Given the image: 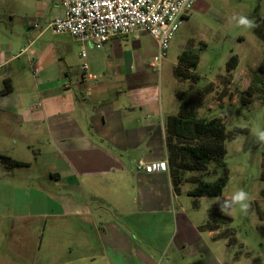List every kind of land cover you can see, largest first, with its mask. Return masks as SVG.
Here are the masks:
<instances>
[{
  "label": "crops",
  "instance_id": "crops-1",
  "mask_svg": "<svg viewBox=\"0 0 264 264\" xmlns=\"http://www.w3.org/2000/svg\"><path fill=\"white\" fill-rule=\"evenodd\" d=\"M61 8L50 19L28 25L30 34H35L27 43L0 44V154L29 164L5 175L0 162V194L5 188L41 192L47 174L65 192L75 188L81 195L69 214L48 212L50 202L42 199L31 200L23 211L15 202L4 203L0 198V209L9 210L0 217V224L9 217L8 228L0 227V264H227L230 246L218 236L220 229H202L209 219L194 220L178 205L181 196L169 166H161L169 162L167 120L178 110H168L160 91L148 88L140 60L136 70L127 67L128 56L119 54L118 41L123 37L112 38L104 46L113 54L109 59L123 60L112 84L100 82L90 72L97 70L94 61L85 62L88 69L81 67V74L73 71L64 35L50 27L63 14ZM50 34L59 39L51 41ZM6 81L13 90L3 94ZM111 91L113 98H101ZM140 160L153 164L154 170L138 169ZM52 162L59 163V169L53 166L52 170ZM21 169L34 176L16 183L13 177ZM105 194L119 219L103 220L97 213L99 220L94 223L96 214L88 209L93 208L89 199ZM61 199L69 201L67 196ZM74 214L83 222L91 217L99 226L91 231L81 225L75 228L76 247L86 254L59 261L55 252L44 250V240L53 233H49L50 221L58 218L68 224V216ZM97 240L99 247L93 243Z\"/></svg>",
  "mask_w": 264,
  "mask_h": 264
},
{
  "label": "rangeland",
  "instance_id": "rangeland-1",
  "mask_svg": "<svg viewBox=\"0 0 264 264\" xmlns=\"http://www.w3.org/2000/svg\"><path fill=\"white\" fill-rule=\"evenodd\" d=\"M59 1L0 0V44H9L12 41L27 43L28 39L35 34H30L32 32L29 31L28 25L35 21L40 23L41 18L48 20L58 12L60 13L62 8ZM240 16L251 20L253 26L249 28L240 25L238 23ZM263 19L264 0H200L173 36L160 70L151 66L158 52V46L149 33L135 32L118 41L121 45L119 54L123 52L125 57L128 56L127 59L124 58L129 61L127 67L136 70L138 60L141 61L148 88L160 91L162 101L168 110L172 108L179 110L178 91L190 93V87L193 84L189 80L180 81L174 76L173 71L179 63L180 54L188 49L198 52L200 62L195 72L201 78L195 84V88L210 87L211 89L202 106L197 109L199 116L208 120L222 118L229 132L241 130L235 138L226 142L225 167H218L217 161L211 160L206 172L187 174L189 177H202L207 182H217L224 175L225 169H228L229 181L223 195L215 198L207 197L196 205V198L185 192L187 189L194 188L195 184L187 183L181 186V199H178V205L186 208L194 220L209 219L210 214L214 212L213 217L217 220L212 218L211 223L220 225L221 228L217 234L230 246L228 256H225L227 264L236 262L264 264V141H260L258 137V133L264 131V74L258 71L260 64L264 61V40L255 32L257 26L263 25ZM49 38L51 41L59 39V37H52L51 34ZM64 38L69 52H72L73 71L76 70L78 74H81L82 65L85 62L90 65V61H94L97 70H90V72L95 74L100 82L112 84L114 72L119 75L123 60L117 62L109 59V56L113 55L109 47L98 49L89 43L72 40L69 35H64ZM123 49L129 54L127 55ZM83 51L87 54V58L80 56V52ZM234 55L238 56L239 63L229 74L228 62ZM28 76L29 80H34V74L30 73ZM255 77L258 80H255ZM250 85L254 86V94L247 96L246 92ZM101 98H113V91L102 95ZM245 99H249L250 102H246ZM58 164L52 162V170H54L53 166L59 169ZM5 169V175L12 170ZM49 170L48 168L47 172ZM18 171L19 174L13 177L16 183L26 182L34 176V173L27 169ZM35 171L39 172L40 169L37 167ZM9 178L5 176L4 179ZM45 182L46 185L41 192L7 191L5 188L0 194L1 201L15 202L17 208L26 211L28 202L42 199L46 203L50 202L47 206H50L48 212L52 214L73 212L78 200L77 196L80 198L81 193L75 188L71 189L74 192H65L61 184L51 180L47 174ZM241 190L248 194L249 199L246 201L249 204L248 209L245 211L240 204H235L221 211V206L225 202H230L235 193ZM65 196L69 198V201L63 203L61 198ZM104 196L107 194L100 195L97 199H89L93 208L88 209L93 215L96 214L94 223L99 220L96 218L97 213L104 216L103 220L119 219L114 216L115 211L108 205V199ZM36 207L39 208L38 205ZM7 214L9 210L0 209V217H5ZM68 218L70 219L68 224L59 222L58 218L51 219L49 233H53L48 234L44 240V250L50 253L55 252L56 259L59 261L61 259L75 260L81 253L86 254L84 250L76 247V240L73 239L75 228L81 225L86 227L87 231H91V228H95L97 224L94 225L91 217L89 222H83L81 217L75 214ZM8 221L9 217L2 219L0 224L2 231L8 228ZM125 226L129 225L125 224ZM23 242L27 243V241H20L21 244ZM95 242L98 246V240L93 241L94 244Z\"/></svg>",
  "mask_w": 264,
  "mask_h": 264
},
{
  "label": "trees",
  "instance_id": "trees-1",
  "mask_svg": "<svg viewBox=\"0 0 264 264\" xmlns=\"http://www.w3.org/2000/svg\"><path fill=\"white\" fill-rule=\"evenodd\" d=\"M264 20V19H263ZM255 32L264 40V23L257 26ZM200 62L198 52L188 49L184 50L179 56V63L174 68V76L180 81H191V92L178 91L180 99L178 113L169 116L167 120V148L169 153V170L173 186L176 193H181L183 184H195V187L188 191V195L195 197L197 205L198 198L201 197H220L223 195L225 186L229 181V170L217 182H207L199 176L189 177L188 173H203L207 171L211 160L217 161V166L225 167V155L227 153L226 142L235 138L240 129L234 133L227 131L222 118L208 120L199 116L198 108L202 106L207 94L211 91L210 87L196 89L195 84L200 80V76L195 72ZM237 55L231 57L228 62L229 74L238 65ZM259 72L264 74V61L260 64ZM258 76V75H257ZM255 80H258L255 77ZM253 85L255 84L252 83ZM250 85L247 89V96L254 94V86ZM13 90V86L8 81L1 93L6 94ZM250 102L249 99H245ZM0 162L7 169L26 167L29 164L12 158L11 156L0 154ZM214 213V212H213ZM213 213L209 220L201 226L202 229H220L219 224L211 223ZM217 220V219H216Z\"/></svg>",
  "mask_w": 264,
  "mask_h": 264
},
{
  "label": "built area",
  "instance_id": "built-area-1",
  "mask_svg": "<svg viewBox=\"0 0 264 264\" xmlns=\"http://www.w3.org/2000/svg\"><path fill=\"white\" fill-rule=\"evenodd\" d=\"M198 0H61L63 14L50 23L57 35H69L81 43L101 49L112 38L147 32L157 42L151 66L160 70L170 42L189 17ZM34 27H38L35 23ZM85 58V51L81 53ZM83 70L88 69L85 63ZM161 166H169L162 162ZM138 169L151 173L153 164L140 160Z\"/></svg>",
  "mask_w": 264,
  "mask_h": 264
},
{
  "label": "clouds",
  "instance_id": "clouds-1",
  "mask_svg": "<svg viewBox=\"0 0 264 264\" xmlns=\"http://www.w3.org/2000/svg\"><path fill=\"white\" fill-rule=\"evenodd\" d=\"M238 23L240 25H242V26H246V27H249V28L253 26V22L251 20H249L247 17H244V16H240L238 18ZM258 137H259L260 141H264V131L259 132L258 133ZM248 199H249L248 194L245 191H243V190L238 191L232 197L230 202H225V204H223L221 206V211H225L228 208H231L235 204H240L242 209L246 211L248 209V207H249V204L246 203V201Z\"/></svg>",
  "mask_w": 264,
  "mask_h": 264
}]
</instances>
